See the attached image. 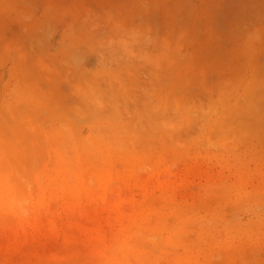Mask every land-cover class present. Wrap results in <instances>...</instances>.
I'll return each instance as SVG.
<instances>
[{"label": "rangeland", "instance_id": "1", "mask_svg": "<svg viewBox=\"0 0 264 264\" xmlns=\"http://www.w3.org/2000/svg\"><path fill=\"white\" fill-rule=\"evenodd\" d=\"M0 14V264H264V0Z\"/></svg>", "mask_w": 264, "mask_h": 264}, {"label": "bare ground", "instance_id": "2", "mask_svg": "<svg viewBox=\"0 0 264 264\" xmlns=\"http://www.w3.org/2000/svg\"><path fill=\"white\" fill-rule=\"evenodd\" d=\"M112 1H114V0H112ZM61 2H62V1H61ZM81 2H82V1H81ZM83 2H84V1H83ZM129 2H130V1H129ZM105 3H106V2H105ZM95 5H96V4H95ZM91 6H92V5H91ZM101 6H102V5H101ZM97 7H98V6H97ZM95 8H96V6H95ZM108 12H109V11H108ZM88 13H89V12H88ZM109 14H110V13H109ZM112 14H113V13H112ZM0 15H1V14H0ZM91 16H92V15H91ZM6 17H7V16H6ZM85 17H86V16H85ZM108 17H109V16H108ZM1 18H2V17H1ZM89 18H90V20H91V17H89ZM95 18H96V17H95ZM98 18H99V16H98ZM105 18H106V17H105ZM232 18H233V17H232ZM86 19H87V18H86ZM92 19H93V18H92ZM111 19H112V18H111ZM101 20H103V19H101ZM232 20H233V19H232ZM88 22H89V19H88V21L86 22V23H87L86 26L88 25ZM100 22H101V21H100ZM83 23H84V22H83ZM84 24H85V23H84ZM98 24H99V23H98ZM228 24H229V23H228ZM18 25H19V24H18ZM238 25H239V24H238ZM10 26H11V25H10ZM98 26H99V25H98ZM102 26H103V25H102ZM87 27H88V26H87ZM87 27H86V28H87ZM93 27H94V25H93ZM93 27H92V28H93ZM103 27H104V26H103ZM105 27H106V26H105ZM230 27H231V25H230ZM83 28H84V27H83ZM95 28H96V27H95ZM108 28H109V27H108ZM118 28H119V27H118ZM236 28H237V27H236ZM10 29H11V28H10ZM123 29H124V28H123ZM127 29H128V28H127ZM242 29H243V28H242ZM79 30H81V29H79ZM83 30H84V29H83ZM98 30H99V29H98ZM221 30H222V29H221ZM236 30H238V29H236ZM116 31L119 32V29L116 30ZM124 31H125V30H124ZM24 32H25V31H24ZM87 32H88V31H87ZM87 32H84V35H86L85 33H87ZM25 33H26V32H25ZM76 33H77V32H76ZM93 33H94V32H93ZM114 33H115V32H114ZM119 33H121V32H119ZM21 34L24 35V33H22V32H21ZM21 34H20V35H21ZM107 34H108V33H107ZM124 34H126V33H124ZM18 35H19V33H18ZM119 35H120V34H119ZM25 36H26V34H25ZM25 36H24V37H25ZM89 36L91 37V35H89ZM92 36H94V35H92ZM13 37H14V36H13ZM20 37H21V36H19V38H20ZM22 38H23V37H22ZM87 38H89V37L87 36ZM87 38H85V39H87ZM92 38H93V37H92ZM32 39H34V38H32ZM32 39H31V41H32ZM36 39H37V37H36ZM25 40H26V39H25ZM75 40H77V38H76ZM82 40H83V39H82ZM13 41H14V39H13ZM22 41H23V40H22ZM18 42H19V41H18ZM23 42H24V41H23ZM75 42H76V41H75ZM92 43H93V42H92ZM92 43H91V44H92ZM97 43H98V42H97ZM129 43H130V42H129ZM15 44H16V43H15ZM21 44H22V43H21ZM88 44H90V43H88ZM115 44H116V43H115ZM120 44H121V43H120ZM123 44H124V43H123ZM123 44H122V45H123ZM126 44H127V43H126ZM1 45H2V44H1ZM33 45H34V44H33ZM37 45H38V44H37ZM81 45H82V44H81ZM92 45H93V44H92ZM96 45H97V44H96ZM96 45H94V46L98 48V46H96ZM111 45H113V44H111ZM122 45H121V46H122ZM130 45H131V44H130ZM147 45H148V44H147ZM90 46H91V45H90ZM94 46H93V47H94ZM100 46H101V45H100ZM116 46H117V45H116ZM11 47H12V46H11ZM18 47H19V46H18ZM31 47H32V45H31ZM35 47H36V44H35ZM95 47H94V48H95ZM104 47L106 48V46H104ZM134 47H135V46H134ZM145 47H146V46H145ZM2 48H3V50H4L5 47H2ZM6 48H7V46H6ZM28 48H29V47H28ZM107 48H108V46H107ZM129 48H130V46H129ZM132 48H133V47H132ZM141 48H142V47H141ZM146 48H147V47H146ZM10 49H11V48H10ZM91 49H92V48H91ZM99 49H100V47H99ZM111 49H112V48H111ZM113 49H114V48H113ZM115 49H116V47H115ZM117 49H118V47H117ZM120 49H121V47L119 48V50H120ZM1 50H2V49H1ZM3 50H2V51H3ZM7 50H9V49H7ZM7 50L5 49V51H7ZM12 50H14V49H12ZM25 50H27V48H26ZM33 50H34V47H33ZM95 50H97V49H95ZM109 50H110V49H109ZM142 50H143V49H142ZM144 50H145V49H144ZM5 51H4V53H7V52H5ZM28 51H29V50H28ZM28 51H27V52H28ZM82 51H83V49H82ZM97 51H98V50H97ZM104 51H105V50H104ZM146 51H147V50H146ZM29 52H30V51H29ZM34 52H35V51H34ZM86 52H87V51H86ZM105 52H106V51H105ZM114 52H115V51H114ZM133 52H135V51H133ZM143 52H144V51H143ZM9 53H10V52H9ZM87 53H89V50H88ZM125 53H126V52H125ZM25 54H26V52H25ZM30 54H31V56L33 55L32 53H30ZM37 54H38V53H37ZM98 54H99V53H98ZM142 54H143V53H142ZM150 54H151V53H150ZM2 55H4V54H2ZM6 55H7V54H6ZM35 55H36V54H35ZM35 55H34V56H35ZM112 55H113V54H112ZM112 55H110V56L112 57ZM0 56H1V55H0ZM22 56H24V55H22ZM29 56H30V55H29ZM29 56H28V57H29ZM105 56H106V54L104 55V57H105ZM108 56H109V55H108ZM126 56H127V55H126ZM18 57H19V56H18ZM28 57H27V58H28ZM35 57H36V56H35ZM111 57H110V58H111ZM129 57H130V56H129ZM30 58H31V57H30ZM33 58H34V57H32V60H33ZM215 58H216V57H215ZM25 59H26V58H25ZM25 59H24V60H25ZM116 59H118V58H116ZM24 60H23V61H24ZM30 60H31V59H30ZM27 61H29V60H27ZM37 61H38V60H37ZM59 61H60V60H59ZM112 61H113V60H112ZM112 61L107 62V63L110 64ZM206 61H207V60H206ZM212 61H213V59H212ZM50 62H51V61H50ZM55 62H56V61H55ZM118 62H120V60H119ZM210 62H211V61H210ZM258 62H259V61H258ZM34 63H35V62H34ZM34 63H33V64H34ZM73 63H74V62H73ZM198 63H199V62H198ZM212 63H213V62H212ZM36 64H37V62H36ZM195 64H196V63H195ZM210 64H211V63H210ZM249 64H250V63H249ZM255 64H256V63H255ZM61 65H64V64H63V61H62V64H61ZM105 65L107 66V64H105ZM36 66H38V65H35V67H36ZM58 66H59V65H58ZM65 66H66V65H65ZM65 66H64V68H65ZM212 66H213V65H212ZM253 66H254V65H253ZM40 67H41V65H40ZM56 67H57V66H56ZM62 67H63V66H62ZM70 67H71V66H70ZM107 67H108V66H107ZM209 67H210V66H209ZM43 68H44V65H43ZM54 68H55V67H54ZM57 68H59V67H57ZM68 68H69V67H68ZM77 68H78V67H77ZM134 68H135V67H134ZM196 68H197V67H196ZM196 68H195V70H196ZM37 69H38V73H39L40 69H39V68H37ZM46 69H48V68L46 67ZM46 69H45V72H46ZM62 69H63V68H62ZM235 69H237V68H235ZM64 70H65V69H64ZM67 70H68V69H67ZM72 70H73V69H72ZM77 70H78V69H77ZM210 70H211V69H210ZM212 70H213V67H212ZM228 70H229V68H228ZM47 71H48V70H47ZM61 71H63V70H61ZM70 71H71V70H70ZM136 71H137V70H135V72H136ZM207 71H208V70H207ZM225 71H226V69H225ZM230 71H231V70H230ZM36 72H37V71H36ZM45 72H44V73H45ZM53 72H55V71H53ZM56 72H57V71H56ZM59 72H60V70H59ZM65 72H66V71H65ZM118 72H119V71H118ZM125 72H126V71H125ZM128 72H130V71H128ZM128 72H127V74H129ZM256 72H257V70H256ZM38 73H37L36 75H38ZM42 73H43V72H42ZM46 73H47V72H46ZM48 73L50 74V72H48ZM60 73H61V75H64V76H65V74H62V72H60ZM63 73H64V71H63ZM75 73H76V72H75ZM133 73H134V72H133ZM196 73H197V72H196ZM253 73H254V72H253ZM49 74H48V75H49ZM55 74H56V73H54V75H55ZM73 74H74V73H73ZM76 74H77V73H76ZM82 74H84V73H82ZM87 74H88V72L86 73V70H85V75H87ZM210 74H212V73L210 72ZM210 74H208V75H210ZM221 74H224V73H221ZM228 74H230V72H229ZM232 74H233V73H232ZM235 74H236V73H235ZM254 74H256V73H254ZM257 74H258V73H257ZM41 75H42V74H41ZM41 75H40V76H41ZM57 75H58V74H57ZM67 75H69V74H67ZM88 75L90 76V73H89ZM88 75H87V77H88ZM130 75H131V72H130ZM133 75H134V74H132V76H133ZM136 75H137V73H136ZM136 75H135V76H136ZM193 75H194V74H193ZM44 76H45V75H44ZM44 76H43V77H44ZM52 76H53V75H52ZM58 76L60 77V74H59ZM73 76H74V79H75V74L72 75L71 77H73ZM217 76L219 77V75H217ZM56 77H57V76H56ZM56 77H54V78H56ZM61 77H62V76H61ZM61 77H60V78H61ZM76 77L79 78L78 75H77ZM91 77H92V76H91ZM212 77H213V76H212ZM37 78H38V77H37ZM45 78H46V76H45ZM48 78H50V76H48ZM80 78L83 79L82 77H80ZM80 78H79V79H80ZM116 78H117V77H116ZM39 79H40V78H39ZM41 79H42V81H43V78H42V77H41ZM62 79H63V78H61V80H62ZM64 79H65V80H64ZM64 79H63V81H68L70 78L65 77ZM67 79H68V80H67ZM81 79H80V80H81ZM93 79H94V78H93ZM129 79H130V78H129ZM61 80H60V81H61ZM71 80H72V79H71ZM71 80H69V82H70ZM77 80H78V79H77ZM77 80H75L76 83H77ZM84 80L86 81V78H84V79L82 80V82H84ZM94 80H95V79H94ZM110 80H111V79H110ZM127 80H128V79H127ZM202 80H203V79H202ZM44 81H45V80H44ZM73 81H74V80H73ZM87 81H88V80H87ZM95 81H96V80H95ZM102 81H103V80H102ZM111 81H112V80H111ZM111 81H110V82H111ZM118 81H119V80H118ZM128 81H129V80H128ZM133 81H134V80H133ZM207 81H209V80H207ZM61 82H62V81H61ZM69 82H66V84L69 83ZM105 82H106V81H105ZM107 82H108V81H107ZM107 82H106V83H107ZM120 82H121V81H120ZM48 83H49V82H48ZM48 83H47V84H48ZM71 83H72L73 86H74L75 83H73V82H71ZM88 83H91V84H92V82H90V81H89ZM99 83H100V80H99ZM99 83H98V86L101 87V85H100ZM103 83H104V81H103ZM112 83H113V82H112ZM112 83H111V84H112ZM128 83H129V82H128ZM130 83H132V81H131ZM138 83H139V82H138ZM209 83H210V82H209ZM59 84H60V82H59ZM79 84H80V83H79ZM83 84H84V83H83ZM86 84H87V82H86ZM91 84H90V85H91ZM94 84H95V83H94ZM114 84H115V83H114ZM114 84H113V85H114ZM119 84H120V83H118V85H119ZM133 84H134V83H133ZM135 84H136V83H135ZM60 85H61V84H60ZM68 85H69V84H68ZM77 85H78V84H77ZM105 85H106V84H105ZM137 85H138V84H137ZM207 85H208V84H207ZM37 86H38V85H37ZM53 86H54V85H53ZM75 86H76V84H75ZM78 86H79V85H78ZM78 86H76V87H78ZM85 86H87V85H85ZM88 86H89V85H88ZM93 86H96V85H93V84H92L91 87H93ZM124 86H125V85H124ZM135 86H136V85H135ZM205 86H206V85H205ZM213 86H214V85H213ZM50 87H51V86H50ZM56 87H57V86H56ZM60 87H61V86H60ZM69 87H71V86L69 85ZM76 87H75V92H76L77 90H79V88H76ZM89 87H90V86H89ZM89 87H87V90H89V89H88ZM100 87H99V90H100ZM119 87H120V86H119ZM122 87H123V86H122ZM128 87H129V86H128ZM131 87H132V86H131ZM192 87H193V86H192ZM192 87H191V88H192ZM200 87H201V86H200ZM203 87H204V85H203ZM206 87H207V86H206ZM206 87L202 88L203 90H202L201 88H198V89H199V91H201V92L204 91L205 94H206V93L209 94V92L211 93L212 91H210V90H213L212 87H211V86H208L207 88H206ZM62 88H63V87H62ZM96 88H97V87H96ZM112 88H113V87H112ZM191 88H190V89H191ZM205 88L207 89L208 92H206V89H205ZM209 88H210V90H208ZM39 89H40V88H39ZM51 89H52V88H51ZM71 89H72V88L69 89L70 91L68 90V91H69V94H68V92H67V94H66V92H65L66 90L64 91V93L66 94V97H64L65 95H63V96L61 95V96L64 98V99H63L64 101H66V100H65L66 98H68L69 101L71 100L67 95L71 96V98L77 96V95L74 96V95L76 94V93L74 92V88H73V90H71ZM93 89H94V87H93ZM101 89H102V88H101ZM104 89H105V87H104ZM107 89H108V92H109L110 90H109L108 86H107ZM107 89H105V90L102 89L103 92L100 90V92L103 93V94L101 93V94H102V97H103V101H104V99H105L104 96H106V94H109L108 92H106ZM120 89H121V88H120ZM125 89H126V88H125ZM128 89H129V88H128ZM128 89H127V90H128ZM204 89H205V90H204ZM87 90H86V91H87ZM95 90H96V89H95ZM112 90H113V89H112ZM116 90H117V89H116ZM118 90H119V89H118ZM131 90H132V89H131ZM193 90H194V89H193ZM195 90H196V89H195ZM195 90H194V91H195ZM42 91H43V90H42ZM72 91H73V92H72ZM82 91H84V90L82 89L81 92H82ZM113 91H114V90H113ZM123 91H124V90H123ZM70 92H71V93H75V94L70 95ZM77 92H78V91H77ZM81 92L77 93V94H81L80 96H79V95L77 96L78 98H79V97L81 98V99L79 98L78 101H77V97H76V101H77V103L79 102V100H81V101L83 102V100H84L85 97H86L85 95H83L85 92H83V93H81ZM88 92H89V94H88L87 92H86V94H88V96L91 95V92H92V91L90 90V91H88ZM97 92H98V91H97ZM97 92L95 91L94 93H96V95H97ZM100 92H99V93H100ZM120 92H121V91H120ZM124 92H125V91H124ZM130 92H131V91H130ZM256 92H257V91H256ZM62 93H63V92H62ZM92 93H93V92H92ZM104 93H106V94L104 95ZM110 93H111V92H110ZM113 93H115V92H113ZM118 93H119V92H118ZM212 93H213V92H212ZM115 94H116V93H115ZM121 94H122V93H120L119 95L121 96ZM254 94H255V93H254ZM56 95H57V94H56ZM82 95L85 96V97L82 98ZM103 95H104V96H103ZM122 95H123V94H122ZM124 95L126 96L125 93H124ZM41 96H42V95H41ZM43 96H44V95H43ZM93 96H94V95H93ZM99 96H100V94L98 95V97H99ZM255 96H256V94H255ZM62 97H61V98H62ZM98 97H97V98H98ZM61 98H60V99H61ZM86 98H87V97H86ZM93 98H94V97H92V96L88 97L87 100H86V102H87V101L90 102ZM95 98H96V97H95ZM97 98H96V101H97ZM99 98L102 100L101 97H99ZM126 98H127V97H126ZM46 99H47V98H46ZM57 99H58V98H57ZM57 99H56V100H57ZM88 99H91V100H88ZM61 100H62V99H61ZM73 100H75V98L72 99L71 101H73ZM48 101H49V100H48ZM58 101H59V100H58ZM58 101H57V102H58ZM69 101H68V102H69ZM106 101H107V100H106ZM46 102H47V101H46ZM59 102H60V101H59ZM59 102H58V103H59ZM89 102L86 103V104H85V102H83L82 106H83L84 104H85V105H87V104L89 105V104H90V105H89V107H90V106H91V103H89ZM91 102H92V101H91ZM100 102H101V101H100ZM79 103H80V105H81V102H79ZM93 103L96 105V103H98V102L95 103V102H94V99H93ZM108 103H109V102H108ZM64 104H66V102H64ZM110 104H111V103H110ZM118 104H119V101H118ZM57 105H58V104H57ZM57 105H56L55 107H57ZM71 105H73V108H72V106H70V104H69V105L67 104V106H69L68 108L71 107L72 109H75L76 111L79 110V108L76 109L77 107H79V106H77V104H76V105L71 104ZM65 106H66V105H65ZM76 106H77V107H76ZM258 106H259V105H258ZM74 107H75V108H74ZM89 107H87V108H89ZM109 107H110V106H109ZM111 107L113 108V110H115V111L118 112V113H119V112L121 113V111H122L121 109H119V108H120V104H119V108H118V106H115V104H114V106H113V103L111 104ZM71 108H70V109H71ZM80 108H81V107H80ZM85 108H86V106H85ZM85 108H84V106H83V109H85ZM112 108H111V110H112ZM57 109H58V108H57ZM70 109H68V111H69ZM258 109H260V108H258ZM0 110H1V109H0ZM124 110H125V109H124ZM255 110H256V109H255ZM3 111H4V110H3ZM85 111H87V109H86ZM85 111H82L83 114L86 113ZM125 111L127 112V109H126ZM240 111H241V110H240ZM0 112H2V111H0ZM4 112H5V111H4ZM66 112H67V111H66ZM66 112H65L64 114H66ZM70 112H71V113H70ZM70 112H68V114H66L65 116H66V117H67V116H68V117H70V116L74 117V116L72 115V111H70ZM113 112H114V111H113ZM116 112H114V113L116 114ZM74 113H75V112H74ZM74 113H73V114H74ZM77 113L79 114V111H77ZM80 113H81V112H80ZM99 113L101 114V111L97 112L98 115H99ZM120 113H119V117H118V118H121V116H122V114H120ZM122 113H123V112H122ZM257 113H258V112H257ZM126 114H128V112H127ZM258 114H259V113H258ZM4 115H5V113H4ZM75 115H76V114H75ZM90 115H91V114H90ZM120 115H121V116H120ZM155 115H156V114H155ZM262 115H263V114H262ZM10 116H11V115H10ZM10 116H8V117L10 118ZM117 116H118V115H117ZM12 117H13V116H12ZM93 117H94V116H93ZM154 117H155V116H154ZM64 118H65V117H64ZM74 118H76V116H75ZM88 118H90L89 115H88ZM155 118H156V117H155ZM10 119H11V121H12V118H10ZM71 119H72V118H71ZM79 119H81V118H79ZM116 120H117V119H116ZM119 120H120V119H119ZM74 122H76V121L74 120ZM76 123H77V122H76ZM17 125H18V124H17ZM70 125H72V124L70 123ZM79 129H80V128H79ZM30 130H31V129H30ZM77 130H78V129H77ZM13 131H14V129H13ZM33 132H34V131H33ZM74 132H75V131H74ZM37 133H38V132H37ZM32 134H33V133H32ZM30 138H31V134H30ZM241 253H242V252H241ZM241 253H239V254L241 255ZM236 254H237V253H236ZM234 255H235V254H234ZM241 256H242V260H243V259H244V257H243V256H244L243 253H242ZM241 256H240V258H241ZM245 256H246V255H245ZM231 257H233V256H231ZM238 257H239V256H238ZM238 257H237V259H238ZM230 259H231V258H230ZM233 260H234V259H233ZM231 261H232V259H231ZM236 261H237V260H236V256H235V261H234V263H235ZM261 261H262V260H261ZM232 262H233V261H232ZM235 264H236V263H235Z\"/></svg>", "mask_w": 264, "mask_h": 264}]
</instances>
